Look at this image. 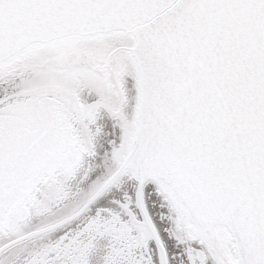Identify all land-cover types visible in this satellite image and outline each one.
I'll use <instances>...</instances> for the list:
<instances>
[{"label":"snow or ice","instance_id":"snow-or-ice-1","mask_svg":"<svg viewBox=\"0 0 264 264\" xmlns=\"http://www.w3.org/2000/svg\"><path fill=\"white\" fill-rule=\"evenodd\" d=\"M127 6L153 14L123 117L95 118L83 99L77 122L59 105L0 103V220L31 211L58 171L96 161L87 219L33 264H264V0Z\"/></svg>","mask_w":264,"mask_h":264},{"label":"rangeland","instance_id":"rangeland-1","mask_svg":"<svg viewBox=\"0 0 264 264\" xmlns=\"http://www.w3.org/2000/svg\"><path fill=\"white\" fill-rule=\"evenodd\" d=\"M60 50L61 49L58 51L61 54L57 57H63V53L66 54V51L60 52ZM34 60L36 61V59ZM34 60L17 57L11 63L0 65V80L14 73H18V77L22 76L24 79L17 84V90L15 92L0 98V103L4 104V109L12 114H20L29 112L46 104L56 105L57 103V105L59 104L61 106V109H67L68 112L70 111L73 117H75L76 114L78 117L84 107L79 106L81 110L75 114L70 102H68L66 98L68 95H71L74 97L76 103L78 99L75 94H72L69 90L63 91L64 88L62 86L68 84L72 87L80 85L81 83L77 73L68 71V69H74L71 67L72 65L67 67V65L53 63H61V61L64 60L63 58H57L52 59L50 62L51 64L45 63L43 66L36 69L35 67H37V65L33 64L35 63ZM78 61V59H74L68 61V63L73 64ZM46 62L48 63L49 61ZM26 75H30V77ZM89 80L90 76L87 74L83 81L89 82ZM46 81H55L56 83L44 84ZM40 83L43 85H38ZM116 85H118L117 80L115 87ZM43 93H47L49 96H42L41 94ZM61 97L65 98V102H61ZM8 98L13 99V103L10 105L6 102ZM104 108L105 107H103V109ZM104 111L109 115L113 112L111 107H106ZM90 163L98 164L95 161V163H84V167H79V163H77L67 169L58 171L55 177L43 181L37 189L39 195L33 193L31 196L33 204L32 210L14 220L7 218L0 220V233H6L10 235L11 238H14L26 234L29 231L37 230L55 223L76 211L84 200L98 188L99 180L102 179L103 176L102 165L99 164L95 167L93 166V169L90 168L88 172ZM90 172L94 174L95 181L85 180L89 177ZM85 213L86 211L83 212L84 218L74 223L70 229H64L54 234L53 232L60 228L57 227L11 245L0 253V264H33L38 254L51 248L59 240L63 239L65 235L71 233L75 236L80 225L87 219ZM34 218L36 219L34 220ZM78 218H75V220ZM27 221L31 224L26 225ZM6 241L8 240H5V242ZM92 261L93 264H96L95 255H93ZM85 264H87V261H85Z\"/></svg>","mask_w":264,"mask_h":264},{"label":"water","instance_id":"water-1","mask_svg":"<svg viewBox=\"0 0 264 264\" xmlns=\"http://www.w3.org/2000/svg\"><path fill=\"white\" fill-rule=\"evenodd\" d=\"M138 2L139 0H0V63L36 42L44 43L74 35L123 32L134 39L129 51L138 74L139 100L142 80L134 53L140 46L139 35L147 26L153 11L145 7L127 6ZM147 55L152 58L153 53L148 52ZM91 197L65 219L3 244L0 253L21 240L74 220L86 210Z\"/></svg>","mask_w":264,"mask_h":264},{"label":"flooded vegetation","instance_id":"flooded-vegetation-1","mask_svg":"<svg viewBox=\"0 0 264 264\" xmlns=\"http://www.w3.org/2000/svg\"><path fill=\"white\" fill-rule=\"evenodd\" d=\"M132 45L133 38L119 31L67 36L49 42L30 44L0 65L11 63L17 57L22 59L28 58L32 61L36 59L33 64L37 65L35 67L37 69L45 63L51 64L52 59L63 58L64 60L61 63H53L67 65V67L72 65L71 67L74 69H68V71L77 73L81 80L80 85L72 87L68 84L62 85L63 91L69 90L72 94H75L78 99L77 104L84 107V109L85 105L80 103L81 99L91 101L92 103L88 105V109L95 111V118L102 119L109 116L104 111L106 107L112 108L113 112L110 115L120 114L123 117L124 111L132 98L131 90L126 87L130 82L129 78L133 81L134 60L129 51ZM59 49H61L60 52L66 51V54L63 53V57H57L61 54L58 51ZM74 59H78L79 61L73 64L68 63V61ZM46 61L49 62L47 63ZM87 74H89L90 80L89 82H84L83 80ZM26 76L30 77V75ZM18 78L17 84L24 80L22 76ZM116 80L118 81V85L115 87ZM45 83L55 84L56 82L46 81ZM38 85L43 84L40 83ZM41 95L49 96L47 93ZM103 107L105 108L103 109ZM79 109L81 110L80 107ZM84 109L78 117L76 112V116L73 117L72 113L68 112L67 109L63 111L71 116L73 122H77L80 120L81 115L84 114ZM89 114H91L90 111ZM94 119L91 122H94ZM69 126L71 127V125ZM84 163H89V161L85 160L83 163H80L79 167Z\"/></svg>","mask_w":264,"mask_h":264},{"label":"trees","instance_id":"trees-1","mask_svg":"<svg viewBox=\"0 0 264 264\" xmlns=\"http://www.w3.org/2000/svg\"><path fill=\"white\" fill-rule=\"evenodd\" d=\"M18 73H14L13 75L11 76H8L7 78H4V79H1L0 80V98L5 96V95H8V94H11L13 92H15L17 90V86L16 84L18 83ZM135 87H136V84H135ZM137 98V96H136ZM86 181L89 180L88 178L85 179ZM32 218V217H30ZM37 218V217H36ZM34 218V220L36 219ZM84 218V215H82L81 217H79L78 219L56 229L53 233H57V232H60V231H63L64 229H70L74 223L76 222H79L81 221L82 219ZM27 224H31L29 223L28 221L26 222V225ZM11 237L10 235L6 234V233H0V243L3 244L5 242V240H10ZM0 244V245H1Z\"/></svg>","mask_w":264,"mask_h":264},{"label":"bare ground","instance_id":"bare-ground-1","mask_svg":"<svg viewBox=\"0 0 264 264\" xmlns=\"http://www.w3.org/2000/svg\"><path fill=\"white\" fill-rule=\"evenodd\" d=\"M93 162L95 163V161H92V163H93ZM78 165H80V163H79ZM97 165H98V164H91V163H90V167H89V169H88V172L90 171V168L93 169V168H94L95 166H97ZM93 166H94V167H93ZM81 167H84V164H82ZM89 196H90V195H89ZM89 196H88L85 200H87V199L89 198ZM85 200H84V201H85Z\"/></svg>","mask_w":264,"mask_h":264}]
</instances>
